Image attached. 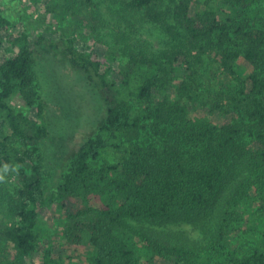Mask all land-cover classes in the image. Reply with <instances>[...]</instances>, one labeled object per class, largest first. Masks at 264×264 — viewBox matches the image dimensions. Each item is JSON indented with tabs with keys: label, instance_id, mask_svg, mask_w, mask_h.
<instances>
[{
	"label": "trees",
	"instance_id": "16d2710c",
	"mask_svg": "<svg viewBox=\"0 0 264 264\" xmlns=\"http://www.w3.org/2000/svg\"><path fill=\"white\" fill-rule=\"evenodd\" d=\"M50 2L71 24L59 42L19 39L0 11V264H264V0ZM102 5L155 28L120 29L124 61L87 48ZM40 48L62 52L105 105L51 192L38 152L46 102L36 119L10 105L31 90ZM49 205L64 217L46 239ZM178 219L209 241L139 226ZM250 231L259 237L244 249Z\"/></svg>",
	"mask_w": 264,
	"mask_h": 264
},
{
	"label": "rangeland",
	"instance_id": "374dc122",
	"mask_svg": "<svg viewBox=\"0 0 264 264\" xmlns=\"http://www.w3.org/2000/svg\"><path fill=\"white\" fill-rule=\"evenodd\" d=\"M50 0H0V11L6 19L7 29L19 39H28L32 43L43 37L48 41L52 38L60 41L63 29H70L69 19L59 21L53 18ZM50 8V10H49ZM101 24L97 26L96 41L88 39V49L95 55L108 60V55L116 61H124V49L117 42L120 39V29H155L153 26L141 23L138 16L122 17L116 15V8L106 9L102 5ZM152 47L165 45L162 37L156 38L152 33L149 37ZM45 49L40 48V52ZM33 71V85L27 93H17L10 105L16 111L23 112L36 119V106L39 99L46 102V122L50 135L38 143L40 155L41 176L43 187L47 192L55 191L61 183L62 176L68 171L71 158L78 148L92 137L105 115V105L99 92L93 85L86 83L80 71L73 69L66 56L60 52H42ZM104 57V58H103ZM107 57V59H106ZM27 100L33 107L27 106ZM107 150L101 158L108 159ZM110 155V152H109ZM110 159V158H109ZM9 174L6 178L9 179ZM64 213L55 205L44 207L40 213L39 232L44 238L50 233H57V224L63 219ZM150 228L160 235L167 236L172 241L198 242L206 244L208 236L204 235V227H195L186 220L178 219L172 222H150L139 224ZM259 235L254 231L240 239L242 248H249ZM47 239V238H46Z\"/></svg>",
	"mask_w": 264,
	"mask_h": 264
}]
</instances>
